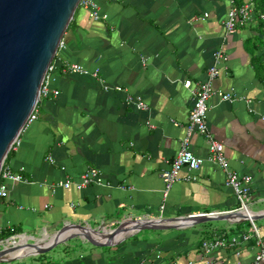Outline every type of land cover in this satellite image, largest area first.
<instances>
[{"label": "crops", "instance_id": "1", "mask_svg": "<svg viewBox=\"0 0 264 264\" xmlns=\"http://www.w3.org/2000/svg\"><path fill=\"white\" fill-rule=\"evenodd\" d=\"M94 2L104 19L90 18L79 6L75 10L52 60L49 88L57 94L39 99L35 119L23 127L2 167L20 180L5 181L1 235L36 236L66 223L106 229L127 218L233 209L236 200L224 186L223 171L206 160L202 137L187 130L191 90L205 79L214 51L224 59L211 88L232 99L209 97L207 130L222 145L228 169L250 177L249 208L254 216L262 215L264 90L254 58L264 62V49L254 11L249 22L228 34L222 25L227 0ZM62 63H75L87 73L62 74ZM133 98L146 108L136 110L128 101ZM185 138L202 163L194 171L182 168L163 198L159 173ZM89 170L101 183L80 189L58 184L78 181ZM254 224L264 248V218ZM67 227L65 233L76 230ZM134 230L109 247L82 245L68 264H250L256 252L247 222ZM242 234L249 239L241 240ZM231 236L235 246L201 249L203 241Z\"/></svg>", "mask_w": 264, "mask_h": 264}, {"label": "water", "instance_id": "2", "mask_svg": "<svg viewBox=\"0 0 264 264\" xmlns=\"http://www.w3.org/2000/svg\"><path fill=\"white\" fill-rule=\"evenodd\" d=\"M78 3L79 0H0V169L12 144L25 126L28 115L39 101V88L45 72L57 52L58 43L78 8ZM235 218H238V222L243 221L241 215L236 212L222 213L215 217L187 215L166 219L127 218L118 221L111 229V237L127 224H133L135 232L160 231L211 221H233ZM259 218H264V213L253 216L252 220ZM182 219L188 222L185 226L171 224ZM67 226L87 229V226L81 224L66 223L57 229L52 240L42 247L35 246L36 239L33 236H29L27 246L35 249V255L47 252L56 244L75 237V234H65L69 229ZM93 230L101 232L104 229L101 227ZM18 236L9 238L16 239ZM84 236L83 241L94 247L118 243L113 240L95 242ZM14 248L16 247L9 241L0 248V264H9L23 257H7Z\"/></svg>", "mask_w": 264, "mask_h": 264}, {"label": "built area", "instance_id": "3", "mask_svg": "<svg viewBox=\"0 0 264 264\" xmlns=\"http://www.w3.org/2000/svg\"><path fill=\"white\" fill-rule=\"evenodd\" d=\"M229 7L226 11L225 20L223 21V28L226 33H232L236 27L242 26L243 24L250 21L253 14V5L250 0H245L240 4H236V0H227ZM78 6L87 10L90 18L104 19L103 15H99L97 13V8L94 0H79ZM206 14H203L205 17ZM260 18H263V15H260ZM63 46L62 40L59 41L57 51ZM57 53V52H56ZM224 57L220 51H214L212 54V62L208 66L205 79L201 82H198L191 90L192 104L191 108L188 112V120H187V130L189 132H195L202 137L205 142L207 148V157L206 160L217 167H219L224 173V186L228 188L233 194L236 200V206L228 211H211V212H198L191 214L193 216H211L215 217L222 213H239L243 219L242 222H247L249 225V229L252 233V236L255 239L256 252L252 257V261L250 264H264V248L262 243L260 242L258 232L256 230L253 218V213L250 211V177L247 175H237L234 171L228 169V165L226 159L223 155V147L222 145L214 140L212 136L209 134L206 125V112L207 105L206 101L212 94H215L216 97L220 101H230L232 96L229 93H224L221 91H213L211 88L212 81L218 75L217 64L219 61L223 60ZM54 65L52 62L47 67L44 78L39 88L38 99L40 98H48L49 96H55L57 91H52L49 88V74L54 70ZM60 69V73L62 74H80L87 73L81 66L75 63H62ZM95 75V72L91 73ZM185 88H189L190 83L185 81L183 83ZM114 90L119 91V87H113ZM105 90V88H104ZM136 110L145 109V105L139 98H133L128 100ZM34 109L30 112L26 119V124L32 122L35 119ZM260 120L264 123V113L260 116ZM25 124V125H26ZM17 145V139L12 144V148ZM202 163L201 158L195 157L189 150L187 139H183L179 148L176 151L171 163L168 168L162 170L159 173V178L162 183L161 194L162 197H166L171 186L177 182L178 173L182 168L187 169L188 171H194L198 169L200 164ZM19 181L20 178L16 175H12L6 168L0 169V198H4L5 193V181ZM101 183L100 177L95 170H89L79 176L78 181L71 182L69 180H64L61 183H58L63 188H68L70 185H74L76 189L83 188L89 184H99ZM238 218H235L234 221H237ZM241 240H248L249 236L242 234L240 236ZM13 240L2 239L1 238V227H0V248L5 246L7 241ZM237 244V240L234 237H220L213 241H203L201 244V249L204 252L208 253L212 249L227 246H235Z\"/></svg>", "mask_w": 264, "mask_h": 264}, {"label": "rangeland", "instance_id": "4", "mask_svg": "<svg viewBox=\"0 0 264 264\" xmlns=\"http://www.w3.org/2000/svg\"><path fill=\"white\" fill-rule=\"evenodd\" d=\"M117 225V223L113 226H111V228H106V229H112ZM90 228H98L95 227L93 225H88ZM54 231H47L44 235H43V231H41L40 236L39 233L33 237H35L34 239L38 240V239H47L48 237H50V235H54L55 232ZM111 232V231H109ZM111 234V233H110ZM29 236L32 234H28ZM43 235V236H42ZM134 235V234H132ZM21 238V237H20ZM28 240L29 237L27 236ZM91 240L95 241L97 240L94 237H89ZM35 240V241H36ZM83 240L85 239H80V237H72L69 239H66L58 244H56L53 248H51L49 251L41 253V254H37V255H33V256H28V257H23L21 259H18L16 261H13L9 264H68L72 259V257H77V253H78V248L80 249L81 247H83L82 245H89L91 247H94L90 244H88L87 242H84ZM17 241L15 238L13 240H10L9 242H14ZM29 242V241H27ZM27 242L19 247H29L27 246ZM16 242H14L15 244ZM13 244V245H14ZM115 245V244H114ZM16 247V246H15ZM104 247H109V246H104ZM71 255H73L71 257ZM73 257V259H74ZM67 262V263H66Z\"/></svg>", "mask_w": 264, "mask_h": 264}, {"label": "bare ground", "instance_id": "5", "mask_svg": "<svg viewBox=\"0 0 264 264\" xmlns=\"http://www.w3.org/2000/svg\"><path fill=\"white\" fill-rule=\"evenodd\" d=\"M187 223H188L187 220H183V219L177 220L175 222H171V224L179 225V226L187 224ZM134 228L135 227L133 226V224H127L126 226L119 228L117 230L116 234L112 237H111V234L106 231V229L102 230L101 232H96V230H93V229L90 230L88 227H87V229H83V230L76 229L75 231L68 232L65 234L71 233V234H75V236H79V237L80 236L85 237L84 235H86V236L90 235V236L95 237L96 239L100 240L101 242H106L109 240L118 241L119 239H121V238L125 237L127 234H129L130 231H132ZM44 234L45 233H43V235ZM53 236L54 235L48 237L45 240H43V239L36 240L35 246L42 247L44 244H47L49 241H51ZM4 240H6V239H4ZM16 240L17 241H14V242H16L15 244H14V242H12V245L14 244V246H16V248H14L11 252H9L7 257H12V256H16V255H22L23 257H28V256L35 255L34 254V250H35L34 248H32L30 246L29 247H24V246L19 247L28 241L27 235L18 236V238H16Z\"/></svg>", "mask_w": 264, "mask_h": 264}, {"label": "trees", "instance_id": "6", "mask_svg": "<svg viewBox=\"0 0 264 264\" xmlns=\"http://www.w3.org/2000/svg\"><path fill=\"white\" fill-rule=\"evenodd\" d=\"M252 5H253V11L256 14V20L258 23V25L256 26L257 29L261 32L262 34V41H261V48L264 49V0H250ZM260 15H263V18H260ZM264 56V53H263ZM254 62L256 63L255 69H256V74L258 77V81L261 84V86L263 87L264 90V62L260 61L259 58L255 57L254 58ZM12 154V149H10L3 161L2 167L5 163V161L9 158V156ZM245 223V222H244ZM17 233H3L1 235L2 239H5L11 235H14ZM260 238L261 235L259 234ZM4 264V263H2Z\"/></svg>", "mask_w": 264, "mask_h": 264}]
</instances>
